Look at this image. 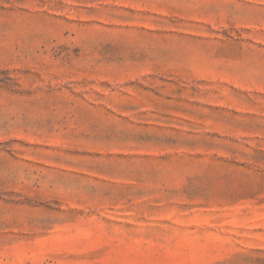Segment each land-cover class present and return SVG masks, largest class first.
I'll return each mask as SVG.
<instances>
[{
	"label": "rangeland",
	"instance_id": "obj_1",
	"mask_svg": "<svg viewBox=\"0 0 264 264\" xmlns=\"http://www.w3.org/2000/svg\"><path fill=\"white\" fill-rule=\"evenodd\" d=\"M0 264H264V0H0Z\"/></svg>",
	"mask_w": 264,
	"mask_h": 264
}]
</instances>
